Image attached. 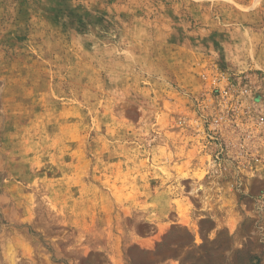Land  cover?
I'll return each mask as SVG.
<instances>
[{
	"label": "rangeland",
	"instance_id": "rangeland-1",
	"mask_svg": "<svg viewBox=\"0 0 264 264\" xmlns=\"http://www.w3.org/2000/svg\"><path fill=\"white\" fill-rule=\"evenodd\" d=\"M0 264H264V0H0Z\"/></svg>",
	"mask_w": 264,
	"mask_h": 264
}]
</instances>
